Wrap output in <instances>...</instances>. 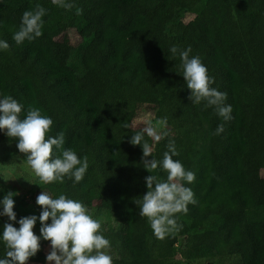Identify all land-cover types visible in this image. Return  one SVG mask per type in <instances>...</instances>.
Instances as JSON below:
<instances>
[{
    "label": "trees",
    "instance_id": "trees-1",
    "mask_svg": "<svg viewBox=\"0 0 264 264\" xmlns=\"http://www.w3.org/2000/svg\"><path fill=\"white\" fill-rule=\"evenodd\" d=\"M71 2L81 15L51 0H0V40L9 44L0 50V99L11 95L22 104L21 119L38 107L53 120L48 135L63 132L64 148L89 161L80 182L65 176L62 183H42V192L116 217L114 228L101 229L113 264H221L225 258L264 264V0ZM36 4L47 10L43 35L17 45L22 15ZM183 11L192 18L181 19ZM69 29L79 37L75 44ZM174 45L190 46L214 78L212 87L227 93L230 121L188 99L180 58L170 52ZM143 112L168 120L167 137L145 136L152 156L161 160L174 140L173 159L195 174L184 185L196 203L177 214L183 228L164 240L133 202L147 192L146 176L167 179L163 169L149 173L142 147L129 143L146 126H133ZM219 124L223 133L213 135ZM58 155L54 147L53 158ZM6 222L19 228L0 216V237ZM42 243L27 264L45 263ZM5 252L0 240V259Z\"/></svg>",
    "mask_w": 264,
    "mask_h": 264
},
{
    "label": "clouds",
    "instance_id": "clouds-1",
    "mask_svg": "<svg viewBox=\"0 0 264 264\" xmlns=\"http://www.w3.org/2000/svg\"><path fill=\"white\" fill-rule=\"evenodd\" d=\"M51 2L65 10L76 7L71 0ZM46 12L43 6L36 4L33 10L23 13L19 30L13 35L17 45L43 35L42 18ZM82 12L81 8L76 7L77 15ZM8 49L9 44L0 40V50ZM170 52L173 58L177 55L180 58V71L191 91L188 99L194 104L203 102L205 109L213 107L224 121H230L233 118L232 106L225 103L227 93L212 87L214 78L209 76L200 57L190 55V46L180 49L174 45ZM23 107L11 95L0 99V130H5L8 137L18 140V150L26 154L27 164L42 183H62L65 176L74 178L76 183L80 182L89 168L88 157L84 156L81 160L74 150L64 148L63 132L54 137L49 136L53 120L50 116L43 115L38 107H29L27 115L21 119ZM167 124V117L158 119L155 124L149 121L146 126L134 132L129 141L134 146L142 147L141 163L149 173L157 169L167 172L166 180L153 174L146 176L147 192L142 197L133 199L139 208V214L147 218L159 240L174 236L182 230L183 225L179 223L177 214H187L188 204L196 203L192 189L184 185V182L192 183L195 174L186 170L179 160L173 159L178 155L175 141L169 140L167 151L163 153L161 160H157L152 156V145L145 139L147 136L154 142H159L167 137L169 131L163 130ZM124 127L129 125L125 124ZM223 131L224 125L219 124L213 135H220ZM54 147L60 151V155L55 158ZM149 156L152 159H148ZM15 195L18 193L8 191L0 200L3 209L0 216H6L9 221L19 224V228L9 222L3 225L0 240L6 248V258L0 259V264H27L29 258L40 250L41 239L50 241V251L46 256L48 264H113V257L107 251L111 246L110 241L101 231L103 219L93 218L81 201L64 194L53 198L43 191L36 198V204L42 209L39 216L29 215L17 221V214L13 210ZM37 220L41 225L40 236L33 231ZM49 220L51 223H48Z\"/></svg>",
    "mask_w": 264,
    "mask_h": 264
},
{
    "label": "rangeland",
    "instance_id": "rangeland-1",
    "mask_svg": "<svg viewBox=\"0 0 264 264\" xmlns=\"http://www.w3.org/2000/svg\"><path fill=\"white\" fill-rule=\"evenodd\" d=\"M188 21L192 18V15L188 12L181 13V19ZM67 36L70 41L75 44L79 41V37L74 31V29H69L67 31ZM158 119L154 117L151 112H143L135 118L133 121V126L139 127L143 124H147L151 121L153 124ZM169 126L163 130L168 131ZM18 140L15 138H10L6 135L5 130H0V200L7 194L8 191L18 193L13 197L14 212L19 218L37 215L39 216V205L36 204L37 196L42 192L40 185L42 182L36 177L33 170L27 164L26 154L21 153L17 148ZM261 175L264 176V169L261 170ZM93 218L103 219V228H114L117 225L116 217L112 214L98 213L94 211L91 214ZM51 223V220L48 221ZM40 222L37 220L34 226V233L40 236ZM182 237H179V240ZM43 240V239H41ZM44 243L41 245L42 251L47 254L50 251V241L43 240ZM179 257V256H177ZM28 264H39V263H28ZM44 264H48L47 260ZM55 264V262H52ZM184 264H198L194 262H185ZM203 264H212L211 262H205ZM221 264H238L234 258H225Z\"/></svg>",
    "mask_w": 264,
    "mask_h": 264
}]
</instances>
